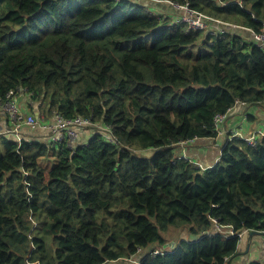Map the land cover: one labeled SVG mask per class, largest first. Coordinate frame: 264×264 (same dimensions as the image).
<instances>
[{
  "label": "trees",
  "instance_id": "obj_1",
  "mask_svg": "<svg viewBox=\"0 0 264 264\" xmlns=\"http://www.w3.org/2000/svg\"><path fill=\"white\" fill-rule=\"evenodd\" d=\"M189 1L241 27L189 30L150 0H0V101L14 90L47 120L92 122L71 145L0 137V264H228L264 235V135L227 137L205 170L179 148L217 137L237 101L264 102L247 29L264 0Z\"/></svg>",
  "mask_w": 264,
  "mask_h": 264
},
{
  "label": "crops",
  "instance_id": "obj_2",
  "mask_svg": "<svg viewBox=\"0 0 264 264\" xmlns=\"http://www.w3.org/2000/svg\"><path fill=\"white\" fill-rule=\"evenodd\" d=\"M23 98L28 96H17V106L20 112L24 114L33 113L24 102ZM254 115L256 119L251 121L248 118V113ZM36 117L40 114L39 111L33 113ZM42 123H50L52 120H47L46 117L41 115ZM40 117V116H39ZM15 126V120L7 114L3 107H0V132H7ZM23 137L48 141L51 138V130L44 129L37 126L35 129L23 125L21 129ZM92 130L89 127H79V136L76 142L86 141L88 136H91ZM237 133L238 137L246 138L253 137L254 140L264 135V102L247 106L245 103H238L233 107L228 119L222 125V133L217 137L200 138L192 144H182L179 148L181 155L192 160L199 168L205 170L206 168L215 165L221 156V145L227 137ZM2 137V136H0ZM239 254L229 261L228 264H249L251 261L258 259L264 260V235L258 236L254 239L242 237L239 249Z\"/></svg>",
  "mask_w": 264,
  "mask_h": 264
},
{
  "label": "built area",
  "instance_id": "obj_3",
  "mask_svg": "<svg viewBox=\"0 0 264 264\" xmlns=\"http://www.w3.org/2000/svg\"><path fill=\"white\" fill-rule=\"evenodd\" d=\"M150 1L170 3L174 8L181 10L182 15H180L176 19V21L181 24H186L189 30L211 29L217 34H223L233 27H241L238 24L223 21L219 18L212 17L202 11L197 10L196 8L191 6V2L189 0H186L185 2L174 0ZM247 29L251 30L254 39L260 46L264 48V27L260 31H255L251 28ZM17 95L18 94L16 93V91H10L7 95V100L0 101V107H3L4 111L7 114L11 115L15 120V126L7 133H12L18 142H21V140L23 139V135L21 132L23 125H27L31 129H35L37 126H40L44 129H50L52 136L51 138H49L48 143H52L53 145H55L63 141H68L71 145L73 142L75 143L79 136L78 128L89 126L92 124L89 118H83L81 116L67 118L59 113L55 114V119L50 123H42L40 122V120H43L41 114H38V117H36L34 114H24L20 112V109L17 106L18 103L16 101ZM238 103L241 102L237 101L236 105ZM232 110L233 108H230L225 113H219L215 116L214 123L218 134L222 133V125L228 119ZM4 134H6V132H0V136H3ZM235 136H237V133H234L228 138H232ZM247 140L250 142H255L253 137H249ZM192 142H195V140L193 139Z\"/></svg>",
  "mask_w": 264,
  "mask_h": 264
},
{
  "label": "rangeland",
  "instance_id": "obj_4",
  "mask_svg": "<svg viewBox=\"0 0 264 264\" xmlns=\"http://www.w3.org/2000/svg\"><path fill=\"white\" fill-rule=\"evenodd\" d=\"M142 155H149L150 156L151 155V151L142 152ZM43 161H45V160L44 159L41 160V163H43ZM54 162H55V160L53 158H51L50 159V163L54 164ZM182 229L183 228H180L178 226L173 225V226L170 227V229L168 231L163 232L164 237H167V239H168L167 240L168 243H166L168 247L172 248V247H175L177 245V242H175V241L180 236V233L184 232Z\"/></svg>",
  "mask_w": 264,
  "mask_h": 264
},
{
  "label": "water",
  "instance_id": "obj_5",
  "mask_svg": "<svg viewBox=\"0 0 264 264\" xmlns=\"http://www.w3.org/2000/svg\"><path fill=\"white\" fill-rule=\"evenodd\" d=\"M254 233V232H253Z\"/></svg>",
  "mask_w": 264,
  "mask_h": 264
}]
</instances>
